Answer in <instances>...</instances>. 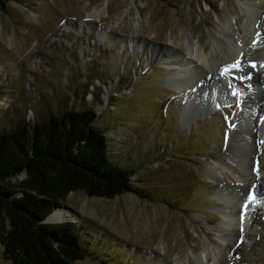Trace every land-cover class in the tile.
<instances>
[{"label":"rangeland","instance_id":"obj_1","mask_svg":"<svg viewBox=\"0 0 264 264\" xmlns=\"http://www.w3.org/2000/svg\"><path fill=\"white\" fill-rule=\"evenodd\" d=\"M221 13L234 18L237 44L252 34L264 54V0H11L0 9V132L94 108L112 156L151 192L146 199L70 193L57 211L94 242L93 254L76 264H201L211 240L224 244L218 264H264L263 95L233 79L248 76L247 58L223 75L237 59L220 65L215 91L209 79L202 87L201 71L173 85L169 75L178 69L150 62L152 45L170 46L183 67L187 39L208 45ZM230 81L242 92L239 107ZM221 162L248 171L249 186ZM0 264H12L1 244Z\"/></svg>","mask_w":264,"mask_h":264},{"label":"trees","instance_id":"obj_2","mask_svg":"<svg viewBox=\"0 0 264 264\" xmlns=\"http://www.w3.org/2000/svg\"><path fill=\"white\" fill-rule=\"evenodd\" d=\"M10 1L0 0V9L6 11ZM97 118L94 108H73L0 132V244L7 261L76 264L93 254L88 229L65 217L51 219L74 191L107 199L125 193L150 198L112 156Z\"/></svg>","mask_w":264,"mask_h":264},{"label":"bare ground","instance_id":"obj_3","mask_svg":"<svg viewBox=\"0 0 264 264\" xmlns=\"http://www.w3.org/2000/svg\"><path fill=\"white\" fill-rule=\"evenodd\" d=\"M250 13H253V9H248ZM251 16V15H250ZM253 22L256 23L258 17L256 15H253ZM234 18H232L229 15H223L218 14L217 16V26L210 31V38H209V44L204 45L199 40H195L193 36L189 37L187 39L186 48L188 50L186 54V60L183 67H177L179 63H175L173 59L177 57L176 51L170 47L167 46L163 49L152 45L151 51V63H157L159 59H165L166 61L163 62L166 68H177V73H170L169 75V81L174 85H177L176 83L183 81L190 80L194 78L196 69L198 72L201 71L205 73V77L201 78V81L203 82L202 87L207 84V81L209 79V82H212V89L216 87V82L218 81L217 78L213 77V74H217V71L220 69V65H222L224 62H229L235 59H239L241 55H243L245 58H247V65H245L248 73H251V78L246 79L247 82H250L252 86L256 87L259 93L263 95L262 99L264 104V67H260L261 63H264V54H261L260 49H257L259 47H252V34L246 35V40L242 42V44H237L235 38H232V27ZM261 54V55H260ZM242 61V60H241ZM255 61L256 62V68H250L249 62ZM243 64V63H242ZM181 65V64H180ZM196 71V72H197ZM212 72V73H211ZM247 73V74H248ZM246 74V75H247ZM180 87V86H178ZM179 91H181V87L178 88ZM186 93V90H184ZM191 92V91H190ZM258 93V94H259ZM258 96V95H257ZM252 97V96H251ZM260 98V96H259ZM256 97H253L251 101H255ZM258 101V100H257ZM256 102V101H255ZM219 167H221L224 171L226 169H229L232 174H234L235 178L240 182L243 183V186H249V183L244 180L247 176V172L245 169H242V167H236L229 162L227 163H219ZM263 166V164H262ZM216 178L213 176L212 179ZM261 178V177H260ZM247 180V179H246ZM264 180V177L261 179ZM252 181V179H251ZM259 185H264V182L259 181ZM241 211V210H240ZM63 212L56 211L54 215L51 217L52 220H58L64 215H62ZM61 214V216H60ZM64 214V213H63ZM230 215L226 214L225 217L228 219ZM239 216L241 214L239 213ZM246 215H244L245 218ZM232 217L234 219H237V214L235 215L234 210L232 211ZM70 220H74L75 218L73 216L67 217ZM245 221V220H243ZM220 230V228L218 229ZM221 230H224L223 225H221ZM223 252H224V244L220 243V241L217 240H211L205 243L202 253L200 254V261L201 264L206 263L209 264H218L223 259ZM181 261L178 259L176 264H181Z\"/></svg>","mask_w":264,"mask_h":264},{"label":"snow or ice","instance_id":"obj_4","mask_svg":"<svg viewBox=\"0 0 264 264\" xmlns=\"http://www.w3.org/2000/svg\"><path fill=\"white\" fill-rule=\"evenodd\" d=\"M257 37H259L261 35V33H257L256 34ZM259 43V40L256 39V40H253L252 42V47L255 48L257 46V44ZM256 62L255 61H250L249 62V67L250 68H256ZM260 67H264V63H261ZM240 70L242 69V61L241 60H236L234 63H231V64H228L225 66V68L223 69L221 75H223L224 73L226 72H230L232 70ZM251 78V73L249 72L248 73V76L245 77V76H234L233 79H239L240 81H243L245 79H250ZM229 88L232 89V92L231 94L235 97H237V100H236V106L239 107L240 106V103H241V100H240V97L242 95V92L240 91V89L236 88L233 86V84L231 83V81L229 82ZM249 88L251 87L250 85L248 86ZM264 122V121H262ZM231 127H235L234 124H230ZM261 143H264V141H261ZM254 171L257 172V175H259V166L257 164V167L254 169ZM255 199V197L250 193L247 200L245 201V204L243 206L244 208V211H242L241 213V233H243V220H244V215H245V212L247 211L248 209V205H249V202L253 201ZM257 203H259L260 201L257 200L256 201ZM243 239V236L241 234V241Z\"/></svg>","mask_w":264,"mask_h":264},{"label":"water","instance_id":"obj_5","mask_svg":"<svg viewBox=\"0 0 264 264\" xmlns=\"http://www.w3.org/2000/svg\"><path fill=\"white\" fill-rule=\"evenodd\" d=\"M54 222H56V221H54Z\"/></svg>","mask_w":264,"mask_h":264}]
</instances>
